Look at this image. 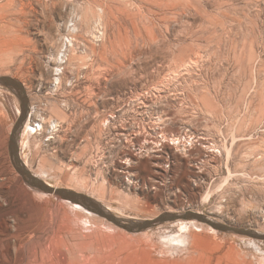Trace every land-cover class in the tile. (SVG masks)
I'll return each mask as SVG.
<instances>
[{
  "label": "rangeland",
  "instance_id": "rangeland-1",
  "mask_svg": "<svg viewBox=\"0 0 264 264\" xmlns=\"http://www.w3.org/2000/svg\"><path fill=\"white\" fill-rule=\"evenodd\" d=\"M1 77L50 186L264 234V0H0ZM19 114L0 86V264H264V241L194 220L129 233L34 192L8 150Z\"/></svg>",
  "mask_w": 264,
  "mask_h": 264
},
{
  "label": "water",
  "instance_id": "water-1",
  "mask_svg": "<svg viewBox=\"0 0 264 264\" xmlns=\"http://www.w3.org/2000/svg\"><path fill=\"white\" fill-rule=\"evenodd\" d=\"M0 86L9 89L14 92L20 101V114L19 118L13 128L10 135L8 150L12 161V164L18 174L21 176L24 184L33 190L34 192L53 196L59 200L75 204L81 207L83 210L90 212L98 217L105 219L106 221L114 224L115 226L129 232L138 233L155 228L165 223H171L177 220H194L196 222L205 224L211 229L222 233L235 234L240 236H246L258 241H264V234L259 233L250 229L230 226L219 223L210 217H207L198 212H185V213H163L155 219L151 220H136V219H123L116 217L108 209H106L100 202L93 199L92 197L75 192L70 189L52 187L38 177L32 175L24 163L19 157V148L17 146L18 136L22 130L26 115L27 105L25 97L23 96L19 83L8 77L0 78Z\"/></svg>",
  "mask_w": 264,
  "mask_h": 264
},
{
  "label": "bare ground",
  "instance_id": "bare-ground-1",
  "mask_svg": "<svg viewBox=\"0 0 264 264\" xmlns=\"http://www.w3.org/2000/svg\"><path fill=\"white\" fill-rule=\"evenodd\" d=\"M62 78H63V73H60L59 75H58V82L60 83L61 82V80H62ZM177 139V138H176ZM179 139V138H178ZM177 139V140H178ZM172 141V140H171ZM176 141V140H175ZM174 142V141H173ZM19 137H18V140H17V146H18V148H19ZM179 147V146H178ZM39 195H41L42 196V194H39ZM65 202V201H64ZM69 205L71 206V207H75V208H78V209H81V207H79L78 205H73V204H70L69 203ZM85 211V210H84ZM5 218V217H4ZM0 219H2V218H0ZM4 221V220H3ZM14 223V222H13ZM177 224H180V225H187V224H195L193 221H177L176 222ZM13 228V227H12ZM1 236V235H0ZM7 252V251H6ZM41 264V263H40Z\"/></svg>",
  "mask_w": 264,
  "mask_h": 264
},
{
  "label": "built area",
  "instance_id": "built-area-1",
  "mask_svg": "<svg viewBox=\"0 0 264 264\" xmlns=\"http://www.w3.org/2000/svg\"><path fill=\"white\" fill-rule=\"evenodd\" d=\"M183 137H185V136H183ZM182 141H185V138H182ZM179 143H181L180 141H179V139L177 140V144H179Z\"/></svg>",
  "mask_w": 264,
  "mask_h": 264
}]
</instances>
